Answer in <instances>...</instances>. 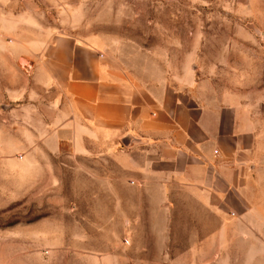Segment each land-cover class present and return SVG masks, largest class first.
Returning a JSON list of instances; mask_svg holds the SVG:
<instances>
[{"label":"rangeland","instance_id":"374dc122","mask_svg":"<svg viewBox=\"0 0 264 264\" xmlns=\"http://www.w3.org/2000/svg\"><path fill=\"white\" fill-rule=\"evenodd\" d=\"M58 35L152 89L242 101L264 129V0H0V264H194L189 248L224 246L205 243L222 222L197 192L138 187L118 146L66 126L36 64Z\"/></svg>","mask_w":264,"mask_h":264},{"label":"crops","instance_id":"0c3cea01","mask_svg":"<svg viewBox=\"0 0 264 264\" xmlns=\"http://www.w3.org/2000/svg\"><path fill=\"white\" fill-rule=\"evenodd\" d=\"M36 64L64 98L72 116L66 126L82 125V139L105 137L118 146L138 187L163 196L195 191L200 200L188 205L221 218L205 243L226 244L189 248L194 264L200 253L210 255L207 264H264V129L248 105L204 101L168 85L152 89L116 68L103 50L68 35L52 37ZM97 153L82 145L83 157Z\"/></svg>","mask_w":264,"mask_h":264}]
</instances>
